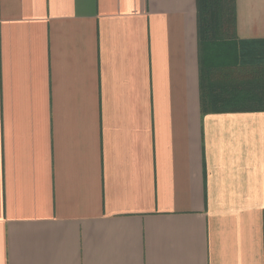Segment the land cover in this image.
I'll return each instance as SVG.
<instances>
[{
    "label": "crops",
    "instance_id": "obj_1",
    "mask_svg": "<svg viewBox=\"0 0 264 264\" xmlns=\"http://www.w3.org/2000/svg\"><path fill=\"white\" fill-rule=\"evenodd\" d=\"M200 73L196 0H0V264H264V112Z\"/></svg>",
    "mask_w": 264,
    "mask_h": 264
},
{
    "label": "trees",
    "instance_id": "obj_2",
    "mask_svg": "<svg viewBox=\"0 0 264 264\" xmlns=\"http://www.w3.org/2000/svg\"><path fill=\"white\" fill-rule=\"evenodd\" d=\"M201 112H264V65L236 36L235 0H196Z\"/></svg>",
    "mask_w": 264,
    "mask_h": 264
}]
</instances>
